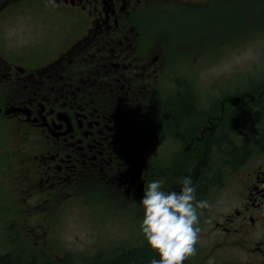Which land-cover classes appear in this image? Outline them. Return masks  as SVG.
Masks as SVG:
<instances>
[{
	"label": "flooded vegetation",
	"instance_id": "obj_1",
	"mask_svg": "<svg viewBox=\"0 0 264 264\" xmlns=\"http://www.w3.org/2000/svg\"><path fill=\"white\" fill-rule=\"evenodd\" d=\"M11 1L0 3V264H150L160 257L140 200L149 183L178 192L185 177L212 207L184 264H264V75L248 88L234 69L233 95L213 99L211 42L165 31L208 0ZM18 7L52 20H15L12 34ZM201 74V86L176 79Z\"/></svg>",
	"mask_w": 264,
	"mask_h": 264
},
{
	"label": "rangeland",
	"instance_id": "obj_2",
	"mask_svg": "<svg viewBox=\"0 0 264 264\" xmlns=\"http://www.w3.org/2000/svg\"><path fill=\"white\" fill-rule=\"evenodd\" d=\"M8 1L10 0H0V3ZM15 1L17 0L11 2ZM207 3L209 4L207 8L210 10L202 12L201 17L193 13L178 12V15L171 16L164 23L166 25L165 31L169 36L175 38L181 36L192 37L194 34L199 33L202 34V37L197 39L206 42L208 46L211 42L214 57L222 59L214 66L211 76L212 97L217 99L222 92L233 95L231 90L234 88L229 89V87L239 82V78L233 75L234 69L237 74H241L243 68L244 84L249 85L248 88H252L259 76L264 75V70L260 71L258 69L259 67L264 69V0H208ZM22 10V7L16 8L15 12L7 14L8 18L4 20V27L10 29L12 34L16 30L13 25L15 20H27L28 17L38 23L52 20L49 12L46 13L39 8L36 9V12L27 14H21ZM205 13H207V17H204ZM175 25L177 26L176 32ZM42 33L44 34L45 31L42 30ZM2 37L6 43L12 45L17 42L18 36L3 34ZM220 73L222 77L219 76ZM207 78L204 74L195 78L183 75L176 77L182 83L190 84L189 87L201 86ZM168 84H171V82H168ZM222 89L225 91H221ZM201 94L203 95V93ZM234 98H236V95L232 99ZM252 121L253 118L250 110H248L241 122ZM232 131L236 132V125H234ZM243 131V129H238V132ZM235 138H237V135H235ZM221 196L220 192H215L213 199ZM205 223V216L202 214L199 224L201 232L197 244L198 248L204 242V237H201V235Z\"/></svg>",
	"mask_w": 264,
	"mask_h": 264
},
{
	"label": "clouds",
	"instance_id": "obj_3",
	"mask_svg": "<svg viewBox=\"0 0 264 264\" xmlns=\"http://www.w3.org/2000/svg\"><path fill=\"white\" fill-rule=\"evenodd\" d=\"M55 6V0H48ZM140 203L144 215L140 225L142 235L159 259L150 264H184L196 255L200 239V216L212 206L207 200H198L191 177H185L177 192L162 190L161 181L146 186ZM211 223V219L207 221ZM207 264H215L209 258Z\"/></svg>",
	"mask_w": 264,
	"mask_h": 264
}]
</instances>
